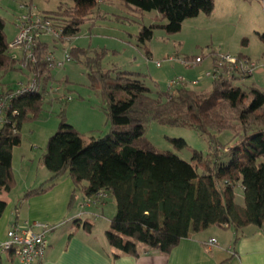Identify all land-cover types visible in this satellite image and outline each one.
<instances>
[{
  "label": "trees",
  "instance_id": "16d2710c",
  "mask_svg": "<svg viewBox=\"0 0 264 264\" xmlns=\"http://www.w3.org/2000/svg\"><path fill=\"white\" fill-rule=\"evenodd\" d=\"M57 1L61 2L58 10L46 14L45 20L60 32L59 38H49L60 43L76 38L84 25L95 22L99 2L111 0ZM120 1L139 12L160 14L167 23L158 27L167 34L178 33L185 20L200 13L210 15L214 9L213 0ZM24 6L19 5L23 12L20 17L26 13ZM5 25L0 18V73L15 71L20 62L36 75L38 85L35 91L13 99L4 111L0 124V194L9 193L15 186L12 153L21 144L23 123L40 114L48 93L54 98L60 95V91H53L59 85L52 79V72L59 68L49 67L47 45L38 39L34 47L20 51L22 59L18 61L9 49L14 39L8 43ZM153 28L141 29L136 37L138 47L144 48L151 40ZM259 38L264 42V34ZM67 55L69 61H61L63 66L70 61L82 65L91 89L100 94L109 132L84 145L82 135L65 121L63 109L72 101L66 95L60 103L63 108L58 128L48 138L42 157L52 176L25 198L45 192L65 173L86 198L105 192L116 204L106 241L131 257L139 256L140 246L169 255L182 240L211 227L232 230L236 242L247 227L264 226V93L253 85L247 91L242 88L251 77L242 84L235 75L230 80L220 77L201 92L186 88L162 92L147 87L140 74L105 69L102 52L74 47ZM30 79L18 88L27 87ZM151 122L193 130L207 138L209 151L205 156L194 151L189 163L174 153L160 152L146 139ZM225 133L232 144L227 149L216 137ZM169 142L177 151L187 147L183 140ZM84 183L87 185L82 186ZM240 196L242 205L237 203ZM71 200L75 203L77 195ZM5 209L6 203L0 201V216ZM75 224L87 232L93 227L87 221Z\"/></svg>",
  "mask_w": 264,
  "mask_h": 264
},
{
  "label": "rangeland",
  "instance_id": "374dc122",
  "mask_svg": "<svg viewBox=\"0 0 264 264\" xmlns=\"http://www.w3.org/2000/svg\"><path fill=\"white\" fill-rule=\"evenodd\" d=\"M213 1L214 9L210 15L200 13L195 18L185 20L182 23L181 30L175 34H167L158 27L165 25L167 22L166 20L156 21L150 19L149 16L154 15V13L149 15L138 12L137 14L120 0L100 1L93 15L94 23L97 26L96 30L88 32V26L85 25L76 39L72 40L71 43L69 41L60 42L56 44L55 49L56 52H60L58 54H61L63 50L69 51L77 46L76 41L82 39L86 45L90 46V50L104 54L102 66L105 69L109 70L114 67L125 72L141 73L142 78H145L148 74L153 76L155 71H167L168 76H176L173 79H185L182 75H179L181 69L175 67L170 70L168 68L174 65L165 62V59L171 56L180 59H186L185 56L192 59L194 56H200L208 63H211V59L219 55L243 56L256 64V71L251 78L247 79L242 88L247 91L253 85L264 93V42L259 38V35L264 34V6L252 0ZM98 11L99 13H96ZM18 14L17 0H0V18L6 24V32H8V29L13 28L14 21L20 17ZM97 14H100L99 19L96 17ZM43 16L45 17L44 14ZM144 26L147 28L154 26L152 38L145 44L148 51L153 55L151 59L147 58L149 55H146V51L143 50L142 46L137 47L136 37ZM67 66L73 67L76 74L62 73L64 69H67ZM54 73L64 75L71 81L68 83L64 78L59 79L62 83L61 92L73 99L65 106L66 110L63 109L67 124L81 123V126H84L86 120L91 119V124L99 130L83 136L86 144L90 138L98 139L107 135L109 124H105L106 117L102 116L105 115L101 109L102 99L98 92L91 89L89 80L80 66L70 61L64 64L62 68L54 70ZM160 87L164 88L163 85ZM59 98L54 99L59 102ZM56 102L52 103L45 100L40 114L36 118L30 116L21 127L22 148L28 154H33L35 165L45 149L48 138L58 128L63 106L59 104L61 100L59 103ZM76 103H84L88 106L89 111H83L82 107H79L78 111L72 108ZM103 117H105V121ZM216 137L218 142L223 144L226 149L232 145H230L229 140L231 137L228 134L225 133ZM146 139L158 151L174 153L188 163L191 162L194 151L203 154V156L209 151L207 138L200 136L195 131L186 128L165 127L155 122L147 125ZM169 140H183L187 147L182 151H177ZM39 167L38 177L45 176L47 178L49 173L45 166ZM237 203L242 205L243 198H238ZM92 223L99 225L96 234H102L105 221L100 219Z\"/></svg>",
  "mask_w": 264,
  "mask_h": 264
},
{
  "label": "crops",
  "instance_id": "0c3cea01",
  "mask_svg": "<svg viewBox=\"0 0 264 264\" xmlns=\"http://www.w3.org/2000/svg\"><path fill=\"white\" fill-rule=\"evenodd\" d=\"M60 3L61 2L57 0H17L18 15L23 13L19 9V5L21 4L34 10L38 15H46L56 12ZM68 4L71 5L70 3ZM131 10L137 14L139 12L135 9ZM140 13L149 15L154 13V15L152 14L149 16L150 19L156 21L165 20L157 12ZM18 19L19 18H16L14 21L13 28L8 29V32L5 31L8 43L18 34ZM86 25L88 26V32L90 30H96L97 28L93 21L88 22ZM76 38L71 39L69 43ZM40 41L47 45L48 51L57 61H64L66 56H68L67 50H63L61 54H58L60 53L58 51L56 52L55 46L59 42L49 39V36L41 35ZM76 44L78 45L74 47L90 49V46L86 45L82 39H78ZM143 50L146 51L147 56L149 55V57H147L148 59L153 57L152 53L148 51L147 46H145ZM16 54L19 55L17 59L20 61V59H22V53L16 51ZM196 57L199 56H194L193 59L191 57L187 58L194 61ZM72 62L78 64L75 61ZM19 63L15 71L6 74L0 73V86L4 87L6 90H15L21 85L27 84L30 79L29 71L21 67ZM172 64L174 65L168 67L170 70L177 67L181 69V74L179 75H182L187 82H197L196 84L189 85L186 89L201 92L211 88L212 80L204 77V75L213 65L212 59L211 63L202 59L201 63L195 64L192 68H184L178 63ZM78 65L83 72H85L84 67L80 64ZM62 73H68L69 75L73 73L76 74V70L71 66H67V69H64ZM137 74L141 75V73ZM174 77L176 76H168L167 71H155L153 76L152 74L145 76L144 81L146 86L150 89L165 92L168 89L169 81ZM63 78L66 79L68 83L71 82L66 76L57 75L54 71L52 72L53 81L56 83L58 82L57 84L60 86V95L66 96L67 94L61 92L62 83L59 81V79ZM161 85H163L164 88H161ZM55 97L57 98L58 96ZM45 100L52 103L56 102L52 96L45 97ZM79 107H82L85 112L89 111L88 106L84 103H76L72 108L78 111ZM103 118L105 121V117ZM90 121L91 119L86 120L84 126H81V123H71L70 125L80 133L83 138L84 135L95 133L99 130L94 127ZM82 141L84 145L89 143H84V138ZM22 147L21 141V144L14 148L12 153V173L15 186L9 193L0 194V201L6 203V209L0 216V245L6 240L8 231L13 225L17 224L28 227L35 233L43 232L40 225H48L51 230L46 235L47 248L40 264H264V226L261 228L253 226L247 227L242 231L241 237L236 242L234 241L235 235L232 230L211 227L204 232L194 234L182 240L169 255H163L156 251L144 249L141 246L138 247V257L123 255L116 249L110 247L105 237L110 221L116 212L115 201L110 195L100 205L85 208L83 214L80 215V204L82 203L84 194L76 191L72 179L65 173L58 177L45 192L25 198V194L39 188L50 179L52 175L50 172H48L49 176L47 178H45V176L38 177L37 175L40 168L39 166H44L42 157L45 153V149L40 155L38 163L35 165L33 154H28ZM86 185L87 184L84 183L82 186ZM74 194L77 195L78 200L72 203L71 199ZM240 198L242 199L241 196L239 199ZM100 219L105 221V225L102 227V234H96L99 225H94L92 222ZM75 221H87L92 223L93 227L90 232H87L83 230L81 226H77ZM212 238L217 240V244L214 247H209L207 242ZM0 264L23 263L13 253L0 250Z\"/></svg>",
  "mask_w": 264,
  "mask_h": 264
},
{
  "label": "built area",
  "instance_id": "2783aa9c",
  "mask_svg": "<svg viewBox=\"0 0 264 264\" xmlns=\"http://www.w3.org/2000/svg\"><path fill=\"white\" fill-rule=\"evenodd\" d=\"M264 6V0H254ZM26 13L20 17V25L17 36L13 42L9 45L10 51L14 52L13 58H18L16 51L23 52L24 49H31L36 45V41L40 39L41 35L49 37L59 38L60 32L54 30L51 21L45 20L46 18L42 15H38L34 10L24 6ZM66 59L69 61L68 56ZM65 59V60H66ZM48 65L51 69L61 68L64 62L57 61L54 56L50 53L47 57ZM165 62L178 63L185 68L193 67L195 64L201 63V59L197 58L195 61H189L187 59L180 58H166ZM159 65V64H158ZM256 71V64L249 59L240 60L237 57L230 55H219L216 56L215 61L211 69L205 73L204 77L211 79L212 81L224 77L227 80L232 79L235 75L239 77L238 83L245 82L248 77ZM182 78H175L168 83V89L173 88H187L191 84ZM38 78L35 74H31L30 83L27 87H21L13 91H8L0 87V124L4 122L3 114L4 111L9 107L13 99L19 95H23L27 92H32L37 89ZM54 92L59 93L60 87H55ZM65 96L60 95V100H64ZM108 195L100 191L97 195L86 198L84 197L80 204V215L83 214L85 208L90 206H96L103 203ZM43 229L41 233H35L30 228L20 225H13L8 231L6 240L1 243L0 250L3 252H11L19 258L23 264H40V261L45 255L47 248L46 235L49 233L51 228L48 225H40ZM209 247H214L217 244V240L212 238L208 242Z\"/></svg>",
  "mask_w": 264,
  "mask_h": 264
}]
</instances>
